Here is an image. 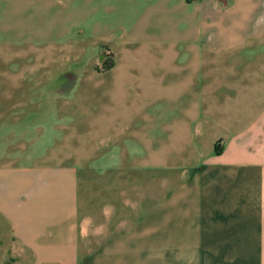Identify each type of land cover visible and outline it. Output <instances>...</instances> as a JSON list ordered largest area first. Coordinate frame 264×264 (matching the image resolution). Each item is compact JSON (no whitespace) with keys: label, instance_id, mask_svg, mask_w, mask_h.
Masks as SVG:
<instances>
[{"label":"crops","instance_id":"crops-1","mask_svg":"<svg viewBox=\"0 0 264 264\" xmlns=\"http://www.w3.org/2000/svg\"><path fill=\"white\" fill-rule=\"evenodd\" d=\"M9 1L0 0L2 33L9 29ZM144 13L129 37L103 35L123 50L125 64L142 57L170 75L171 60L181 56L202 66L264 45V0H152ZM123 72L108 83V94L144 102L105 107L102 147L103 158L120 160L131 177V195L99 216L91 247L84 241L91 222L78 223L79 230L73 222L76 185L67 175L60 182L69 198L50 206L56 214L23 222L28 232L16 264H264V72L175 74L166 84L154 81L151 70L138 89H117L133 76ZM0 122L19 124L5 116ZM153 171L161 172L159 189L153 193L142 179L145 198L138 199L136 178ZM11 175L2 168L3 186Z\"/></svg>","mask_w":264,"mask_h":264},{"label":"rangeland","instance_id":"rangeland-1","mask_svg":"<svg viewBox=\"0 0 264 264\" xmlns=\"http://www.w3.org/2000/svg\"><path fill=\"white\" fill-rule=\"evenodd\" d=\"M151 1H9V29L2 33L6 25L0 27V121L5 116L19 124L2 127L0 122V171L6 167L12 174L6 186L0 177V194L8 190L9 197L3 205L0 202V264L19 260L26 242L21 236L28 232L25 220L52 218L56 209L50 206L69 198L60 182L67 175L71 174L76 185L73 222L76 226L85 220L91 222V236L84 240L91 247L97 244L99 216L114 200L131 195V177L120 169V160L103 158L107 153L102 147L106 141L103 116L105 107L113 110L120 103L132 106L144 99L108 94V83L114 82L115 73L133 75L123 77L117 89L131 84L138 89L151 70L157 74L154 81L166 84L176 81L175 74L188 79L198 72H264L263 44L236 49L227 60L202 66L181 56L171 60L170 75L161 66H149L142 57L125 64L123 50L103 35L129 37L145 18ZM15 9L21 13L25 9L27 15L13 13ZM177 50L182 52V45ZM90 130L95 139L88 134ZM136 179L135 196L139 199L145 198L142 179H147L156 193L162 175L153 171ZM19 226L24 228L19 231Z\"/></svg>","mask_w":264,"mask_h":264}]
</instances>
